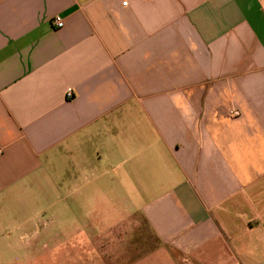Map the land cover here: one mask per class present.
<instances>
[{
	"label": "crops",
	"instance_id": "0c3cea01",
	"mask_svg": "<svg viewBox=\"0 0 264 264\" xmlns=\"http://www.w3.org/2000/svg\"><path fill=\"white\" fill-rule=\"evenodd\" d=\"M47 216L69 258L264 264V0H0V264Z\"/></svg>",
	"mask_w": 264,
	"mask_h": 264
},
{
	"label": "rangeland",
	"instance_id": "374dc122",
	"mask_svg": "<svg viewBox=\"0 0 264 264\" xmlns=\"http://www.w3.org/2000/svg\"><path fill=\"white\" fill-rule=\"evenodd\" d=\"M47 219V223L45 228H49L48 236L44 238V245L41 246L40 242L33 243V246L26 249V251H21L22 261L19 263V255L13 253L12 264H121V262H117V258L121 257L122 255H132L137 252L135 247H129L127 249H123L124 251L121 253L122 248H109V252L102 255V260L94 253H90L89 260L83 259L82 255L84 251H87L85 248L77 249L73 253L78 258H69V243L67 240V231L60 232L56 234V225L51 221V217H45ZM64 219L67 217L64 216ZM54 225V226H53ZM60 228H65L63 224L59 225ZM53 234L55 237L59 235V240L55 241V238L50 237ZM69 250V251H68ZM96 250V249H95ZM97 254L100 253L99 249L96 250ZM26 255V258L24 259ZM81 255V257H79ZM15 257V259H14ZM123 258H127L126 256ZM17 262V263H15ZM123 264V263H122Z\"/></svg>",
	"mask_w": 264,
	"mask_h": 264
},
{
	"label": "built area",
	"instance_id": "2783aa9c",
	"mask_svg": "<svg viewBox=\"0 0 264 264\" xmlns=\"http://www.w3.org/2000/svg\"><path fill=\"white\" fill-rule=\"evenodd\" d=\"M51 24L54 26V27H57V28H60L62 27L63 25V21L61 20V18L57 15L53 16L51 18ZM65 96L67 98H70L71 97V92L70 91H67ZM233 114V113H232ZM234 114H237V112H234Z\"/></svg>",
	"mask_w": 264,
	"mask_h": 264
}]
</instances>
